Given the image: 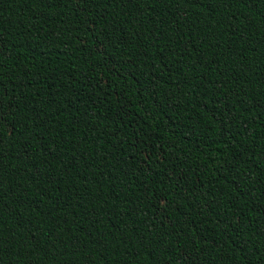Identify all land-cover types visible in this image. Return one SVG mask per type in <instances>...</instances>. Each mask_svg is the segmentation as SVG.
I'll return each instance as SVG.
<instances>
[{
    "label": "trees",
    "instance_id": "1",
    "mask_svg": "<svg viewBox=\"0 0 264 264\" xmlns=\"http://www.w3.org/2000/svg\"><path fill=\"white\" fill-rule=\"evenodd\" d=\"M0 264H264V0H0Z\"/></svg>",
    "mask_w": 264,
    "mask_h": 264
}]
</instances>
